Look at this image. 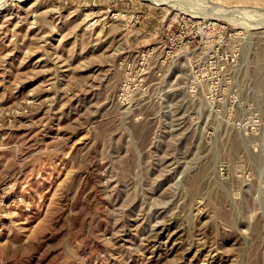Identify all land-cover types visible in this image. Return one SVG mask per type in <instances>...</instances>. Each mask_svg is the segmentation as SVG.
<instances>
[{"label":"rangeland","instance_id":"rangeland-1","mask_svg":"<svg viewBox=\"0 0 264 264\" xmlns=\"http://www.w3.org/2000/svg\"><path fill=\"white\" fill-rule=\"evenodd\" d=\"M183 1L0 5V264H264V0Z\"/></svg>","mask_w":264,"mask_h":264},{"label":"bare ground","instance_id":"bare-ground-1","mask_svg":"<svg viewBox=\"0 0 264 264\" xmlns=\"http://www.w3.org/2000/svg\"><path fill=\"white\" fill-rule=\"evenodd\" d=\"M7 1L8 0H0V5H3ZM150 1L153 3L160 4V5H170V6L175 5V4H179L180 1L184 2L183 0H150ZM187 2H184V3H187ZM197 3H198V5L204 7L205 11L207 10L210 13H213V12L225 13L226 11H228L229 15H231V13H234L236 11V10H232V9H225V8L221 7V5H215L214 3H212L208 0H192L191 2L186 4L185 7L186 8L190 7L193 4L197 5ZM254 26H256V25H254Z\"/></svg>","mask_w":264,"mask_h":264}]
</instances>
